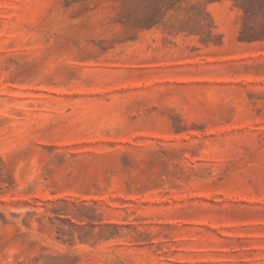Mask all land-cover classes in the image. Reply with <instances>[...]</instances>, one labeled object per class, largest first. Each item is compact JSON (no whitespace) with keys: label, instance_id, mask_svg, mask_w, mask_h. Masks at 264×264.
<instances>
[{"label":"rangeland","instance_id":"1","mask_svg":"<svg viewBox=\"0 0 264 264\" xmlns=\"http://www.w3.org/2000/svg\"><path fill=\"white\" fill-rule=\"evenodd\" d=\"M0 264H264V0H0Z\"/></svg>","mask_w":264,"mask_h":264},{"label":"trees","instance_id":"2","mask_svg":"<svg viewBox=\"0 0 264 264\" xmlns=\"http://www.w3.org/2000/svg\"><path fill=\"white\" fill-rule=\"evenodd\" d=\"M245 1L248 2V3H251L252 2V0H245ZM241 7L243 9V12H244L245 17H248L249 14H250V9H248L246 6H241Z\"/></svg>","mask_w":264,"mask_h":264}]
</instances>
